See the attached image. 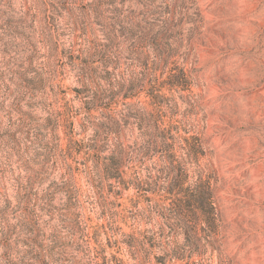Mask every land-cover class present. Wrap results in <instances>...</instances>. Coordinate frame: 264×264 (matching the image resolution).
I'll list each match as a JSON object with an SVG mask.
<instances>
[{"label":"rangeland","instance_id":"rangeland-1","mask_svg":"<svg viewBox=\"0 0 264 264\" xmlns=\"http://www.w3.org/2000/svg\"><path fill=\"white\" fill-rule=\"evenodd\" d=\"M95 1L0 0V264L134 262L115 241L131 222L109 227L84 154L62 152L67 135L57 112L77 86L64 69L62 48L82 41L70 8ZM144 3V13L176 15L175 53L196 69L194 92L202 97L194 118L208 146L202 161L216 178L223 239L192 259L264 264V0ZM30 78L41 79V88L25 87ZM130 193L112 197L123 202L119 209Z\"/></svg>","mask_w":264,"mask_h":264},{"label":"trees","instance_id":"trees-1","mask_svg":"<svg viewBox=\"0 0 264 264\" xmlns=\"http://www.w3.org/2000/svg\"><path fill=\"white\" fill-rule=\"evenodd\" d=\"M144 1L98 0L70 8L82 41L63 46L62 61L77 83L76 95L64 96L57 113L67 135L62 152L84 154L109 227L131 222L115 241L134 262L120 263L152 264L155 258V264H168L215 247L223 239L222 216L212 165L202 161L206 137L194 118L202 102L194 92L196 69L175 53L174 12L163 19L155 8L144 13ZM27 81L24 86L36 90L43 82ZM127 191L128 202L119 209L123 202L112 197Z\"/></svg>","mask_w":264,"mask_h":264}]
</instances>
